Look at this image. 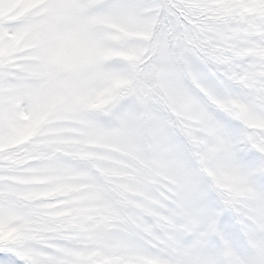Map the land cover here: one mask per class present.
I'll return each instance as SVG.
<instances>
[{
	"label": "snow or ice",
	"instance_id": "6c2138e0",
	"mask_svg": "<svg viewBox=\"0 0 264 264\" xmlns=\"http://www.w3.org/2000/svg\"><path fill=\"white\" fill-rule=\"evenodd\" d=\"M0 264H264V0H0Z\"/></svg>",
	"mask_w": 264,
	"mask_h": 264
}]
</instances>
